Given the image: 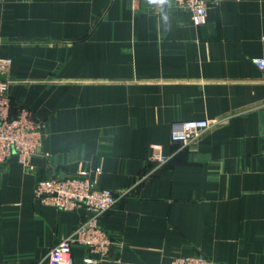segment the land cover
Masks as SVG:
<instances>
[{
    "label": "crops",
    "instance_id": "0c3cea01",
    "mask_svg": "<svg viewBox=\"0 0 264 264\" xmlns=\"http://www.w3.org/2000/svg\"><path fill=\"white\" fill-rule=\"evenodd\" d=\"M263 38L264 0H221L200 26L174 0H0L11 113L47 126L26 166L0 168V264H39L85 218L33 197L38 180L80 172L124 193L101 220L120 246L100 264H264ZM184 120L213 125L179 148Z\"/></svg>",
    "mask_w": 264,
    "mask_h": 264
},
{
    "label": "built area",
    "instance_id": "2783aa9c",
    "mask_svg": "<svg viewBox=\"0 0 264 264\" xmlns=\"http://www.w3.org/2000/svg\"><path fill=\"white\" fill-rule=\"evenodd\" d=\"M136 7L140 0H127ZM162 6L166 0H154ZM189 12L195 26L205 24L208 8H217L221 0H174ZM264 39V38H263ZM253 63L264 68L262 59ZM11 61L0 58V168L11 158L26 166L32 156L41 147L46 136V123L37 120L27 107H17L11 113V100L8 94L10 81L7 78ZM213 124L208 120L175 121L170 128V141L187 148L197 141ZM151 161L158 166L167 163L170 156L165 155L159 145L151 146ZM124 195H116L110 190L98 188L89 178L87 172L67 178L52 176L40 179L33 188V197L39 204L57 210L73 212L84 210L85 218L73 229L71 234L52 247L39 264H73L71 250L81 247L88 251L83 264H100L106 259L111 249L120 246L114 242L101 224L103 216L110 211ZM96 256V257H95ZM170 264H214L212 260L201 255L175 257Z\"/></svg>",
    "mask_w": 264,
    "mask_h": 264
}]
</instances>
